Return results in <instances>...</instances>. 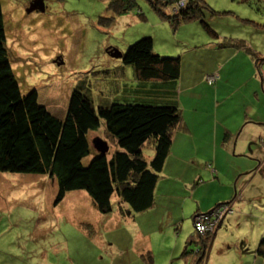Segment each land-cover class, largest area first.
Instances as JSON below:
<instances>
[{"label":"rangeland","instance_id":"rangeland-1","mask_svg":"<svg viewBox=\"0 0 264 264\" xmlns=\"http://www.w3.org/2000/svg\"><path fill=\"white\" fill-rule=\"evenodd\" d=\"M30 1L0 0L6 46L20 90L25 93L35 88L39 103L56 116L65 113L76 88L91 94L95 103L100 94L111 99L114 77L123 70L129 75L131 66L110 54L114 50L123 53L143 36L152 37L154 53L179 56L190 63L196 61L195 64L214 61L213 54L227 40L225 37L242 39L262 54L255 59L264 73V0H205L204 20L219 38L199 21L173 27L146 0H136L135 10L114 16L110 25L99 21L100 17L110 16L108 0H43V11L26 12ZM163 11L168 13L166 7ZM214 84L215 80L211 85ZM124 92L122 89L114 96H124ZM209 97L215 101L213 95ZM88 136L90 141L96 136L106 141L103 120ZM257 140L261 149L248 160L251 169L245 180L248 206L243 210L241 199L236 198L239 188L235 190L232 184L228 193L223 194L227 200H222L234 199L233 205L231 201L227 203L231 210L222 214L211 231H195L193 215L216 209L215 205L220 203L216 202L218 194L225 190L219 188L218 179L226 186L229 175L219 176L212 183V175L200 172L203 166L207 168L204 163L199 164L196 176L186 185L174 183L169 177L164 180L163 184L169 181L177 195L161 194L157 203L160 205L161 201V208L155 209L162 213L160 227L154 229L143 222L147 230L144 249L150 251L152 264H189L188 258L180 256L186 240L194 238L195 242L187 247L195 252L199 247L197 237L212 233L215 236L206 264H244L240 263V236L264 233V137ZM107 144L110 152L114 144ZM148 146L143 151L146 159L153 154ZM70 192L85 195L84 216H70L65 196L55 201L57 184L48 176L0 172V264H145L141 255L132 259L135 229L125 225L130 219H125L115 200L112 210L102 213L85 191ZM166 208L172 215L167 216ZM107 220L109 225L104 226ZM79 222L86 232L78 230ZM249 254L251 263L254 253Z\"/></svg>","mask_w":264,"mask_h":264},{"label":"trees","instance_id":"trees-1","mask_svg":"<svg viewBox=\"0 0 264 264\" xmlns=\"http://www.w3.org/2000/svg\"><path fill=\"white\" fill-rule=\"evenodd\" d=\"M146 1L173 27L182 22L199 21L209 33L218 36L204 20L205 0ZM165 7L168 13L163 11ZM136 8V0H108L110 16L100 17L99 21L110 25L114 16ZM225 39L220 47L252 52L245 40ZM11 60L0 4V172L46 175L57 184L56 202L70 191L83 190L102 213L112 210L114 200L126 215L152 208L155 187L170 150L171 135L181 119L175 102L169 101L171 92H163L167 87L164 82L179 78L181 57L154 53L152 37L143 36L122 53L121 61L131 66V73L127 75L123 70L114 77L111 99L100 94L95 103L91 94L76 88L61 116L39 103L35 88L25 93L20 90ZM129 77L158 85V88H153L149 95L135 93L134 98H126L125 90L124 96H114L122 91ZM101 120L106 141L114 144L113 149L104 154L95 151L88 136L101 125ZM147 146L153 150L150 160L143 152ZM85 158L90 159L84 163ZM228 202L217 203L215 207L230 205ZM123 204L127 205L126 209ZM213 236V233L198 236L199 247L195 252L187 247L195 242L189 237L180 256L188 258L189 264H206ZM255 253L264 257V237ZM141 256L145 264L153 263L149 250Z\"/></svg>","mask_w":264,"mask_h":264},{"label":"crops","instance_id":"crops-1","mask_svg":"<svg viewBox=\"0 0 264 264\" xmlns=\"http://www.w3.org/2000/svg\"><path fill=\"white\" fill-rule=\"evenodd\" d=\"M246 46L249 47L247 42ZM215 52L213 55L218 58L215 57L212 62L205 60L195 64L196 61L190 63L181 59L179 78L164 82L167 87L163 92H171L172 97L169 101L175 102L174 105L178 107L181 119L171 135L170 150L155 187L153 207L142 213L123 214L125 219H130L125 225L135 229V237L131 241L132 259L138 258L148 249H144L146 246L144 234H147V230L144 229L143 222H148L154 229L161 226L162 213L155 210L161 208V201L160 205L157 204L158 200H161V194L165 197H168L167 193L172 194L173 197L177 195L175 189L168 185L169 181L166 185L163 184L168 177L173 178L174 183L181 182L186 185L196 176L199 164L207 163V168L202 165L204 168H201L200 172L212 175V183L216 182L215 179L220 178L219 176L229 175L226 186L221 185L218 179L219 188L225 190L218 194L220 197H217L216 202L227 200L228 197L223 194L228 193L232 184L235 190L239 188L236 198L241 199L243 210L250 202L245 182L247 173L251 169L248 160L257 156V152L261 149L257 139L264 137V73L261 64L259 65L256 60V56L262 54L256 50L249 52L243 48L229 46L216 48ZM203 69L206 74H201ZM211 76L215 77V84L211 85L214 88L206 82V78ZM123 85L120 90L124 89L132 94L126 95V98H134L136 96L134 94L140 92L149 95L153 88H158V85L145 84L132 77H129ZM210 94L215 97V101L212 97L210 99ZM151 158L148 156L147 160ZM65 198L66 211L70 216H84L87 199L83 192L78 194L70 192ZM125 205H122L124 209L127 208ZM165 212H168L167 216L172 215V211H168V208ZM108 225L109 220L104 222V226ZM77 228L86 232L81 222ZM262 237L264 233L261 235L260 232L255 233L253 237L251 234L246 237L240 236V263L264 264V257L255 253ZM148 243L150 245V239ZM251 252L254 254L250 256L252 259L250 263Z\"/></svg>","mask_w":264,"mask_h":264},{"label":"built area","instance_id":"built-area-1","mask_svg":"<svg viewBox=\"0 0 264 264\" xmlns=\"http://www.w3.org/2000/svg\"><path fill=\"white\" fill-rule=\"evenodd\" d=\"M215 80L214 76H211L209 78H206V82L211 85ZM263 88H264V83H263ZM231 209H229V205H221L219 207H216L213 211L209 213H200L195 215L193 218L194 221V228L195 231H199L200 233L202 232H207L211 231L212 228L214 227V224L218 222V219L221 218L223 213H228L230 212Z\"/></svg>","mask_w":264,"mask_h":264},{"label":"water","instance_id":"water-1","mask_svg":"<svg viewBox=\"0 0 264 264\" xmlns=\"http://www.w3.org/2000/svg\"><path fill=\"white\" fill-rule=\"evenodd\" d=\"M33 10H44V5H43V0H32L29 6L26 8V12H31ZM113 57L121 58L122 57V52L114 50L110 54ZM92 146L93 148L100 154H104L108 150V144L105 140L102 138L96 136L92 139Z\"/></svg>","mask_w":264,"mask_h":264},{"label":"flooded vegetation","instance_id":"flooded-vegetation-1","mask_svg":"<svg viewBox=\"0 0 264 264\" xmlns=\"http://www.w3.org/2000/svg\"><path fill=\"white\" fill-rule=\"evenodd\" d=\"M31 1H32V0H31ZM31 1H30V3H31ZM30 3H29V4H30ZM28 6H29V5H28Z\"/></svg>","mask_w":264,"mask_h":264}]
</instances>
